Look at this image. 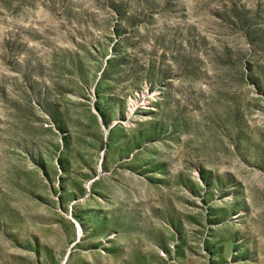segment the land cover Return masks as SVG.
Here are the masks:
<instances>
[{"label":"rangeland","instance_id":"374dc122","mask_svg":"<svg viewBox=\"0 0 264 264\" xmlns=\"http://www.w3.org/2000/svg\"><path fill=\"white\" fill-rule=\"evenodd\" d=\"M0 264H264V0H0Z\"/></svg>","mask_w":264,"mask_h":264}]
</instances>
